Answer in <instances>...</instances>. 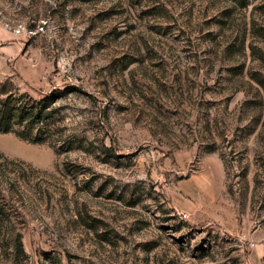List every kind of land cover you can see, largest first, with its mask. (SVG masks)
I'll return each mask as SVG.
<instances>
[{"label":"rangeland","instance_id":"rangeland-1","mask_svg":"<svg viewBox=\"0 0 264 264\" xmlns=\"http://www.w3.org/2000/svg\"><path fill=\"white\" fill-rule=\"evenodd\" d=\"M5 90L0 264H264V0H0Z\"/></svg>","mask_w":264,"mask_h":264},{"label":"trees","instance_id":"trees-1","mask_svg":"<svg viewBox=\"0 0 264 264\" xmlns=\"http://www.w3.org/2000/svg\"><path fill=\"white\" fill-rule=\"evenodd\" d=\"M60 95V91H52L35 99L17 90L1 91L0 131L15 132L19 137L33 142H45L47 137L43 128L54 118L55 110L50 107ZM15 126H20L21 130L15 131Z\"/></svg>","mask_w":264,"mask_h":264}]
</instances>
